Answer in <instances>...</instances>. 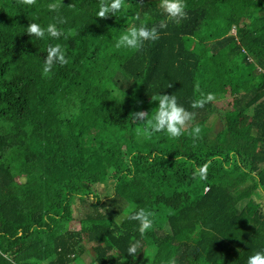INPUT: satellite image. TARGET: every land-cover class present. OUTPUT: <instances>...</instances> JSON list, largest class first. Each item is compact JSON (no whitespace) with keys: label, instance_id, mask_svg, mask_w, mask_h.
Wrapping results in <instances>:
<instances>
[{"label":"trees","instance_id":"obj_1","mask_svg":"<svg viewBox=\"0 0 264 264\" xmlns=\"http://www.w3.org/2000/svg\"><path fill=\"white\" fill-rule=\"evenodd\" d=\"M52 2L0 0V264H247L264 251V0H186L187 18L138 51L115 44L165 19L159 0H128L108 19L99 0H62L59 13ZM57 15L80 35H27ZM56 43L69 63L45 78ZM201 93L216 99L194 110L198 139L148 138L129 118L154 115L157 94L192 111ZM130 204L154 213L143 236Z\"/></svg>","mask_w":264,"mask_h":264},{"label":"clouds","instance_id":"obj_2","mask_svg":"<svg viewBox=\"0 0 264 264\" xmlns=\"http://www.w3.org/2000/svg\"><path fill=\"white\" fill-rule=\"evenodd\" d=\"M21 3L25 5H35L36 0H21ZM143 3V0H140ZM48 9L52 12L59 13V10L64 7L62 0H54V2L48 4ZM70 9H75V4L70 3L68 6ZM131 4L128 0H99V7L97 11V17L100 19H108L110 16H116L117 13L126 14ZM159 8L162 10V14L165 19H162L159 24H155L149 27L146 23L141 22L139 26H132L127 28L118 38L115 47L126 48L130 50H140L146 42H155L160 38V30L165 29L169 21L180 23L187 18V4L186 0H159ZM137 19L139 18L137 14ZM67 20L57 15L54 18V22L48 23L46 26H42L39 23H29L26 28V33L29 37H36L38 39L52 38L54 40H68L71 37L80 35L75 28H68L67 30L59 27L64 25ZM47 54L44 59L42 67V75L45 78H51L53 69L57 66L63 67L69 63V58L66 55V48L56 43L49 45L47 48ZM172 84H168L167 88H171ZM124 96V94H123ZM152 101L157 103V107L154 109L155 114L150 115L148 112L139 111L130 114V120L134 122H142L140 126H143V131L146 137L151 138L157 133L165 132L169 137L178 139L184 133L185 130L190 129L191 135L194 139H198L201 136L202 128L200 125H194V121L197 115L195 109H202L206 104L215 101L216 96L214 93H201L200 96L191 103L192 111L186 109L178 102L175 94H157L151 97ZM152 113V112H151ZM30 130V129H29ZM196 174L201 180L207 178V165L196 170ZM264 191V189H261ZM129 219L138 222V231L141 236L145 235L149 230L153 228L154 213L146 210L145 208H138L135 204L129 206ZM103 214L107 209H101ZM142 251V243L139 240H134L127 248V255L136 258L137 254ZM157 249L154 247L152 255L155 256ZM29 264H37L33 259L29 261ZM118 264H126L124 259H120ZM167 264H177L175 257H171ZM247 264H264V251H257L251 255Z\"/></svg>","mask_w":264,"mask_h":264},{"label":"rangeland","instance_id":"obj_3","mask_svg":"<svg viewBox=\"0 0 264 264\" xmlns=\"http://www.w3.org/2000/svg\"><path fill=\"white\" fill-rule=\"evenodd\" d=\"M234 32H233V30L231 31V34H233ZM215 106L216 107H218V108H221V107H223L224 106V102L223 101H216L215 103ZM218 124V123H217ZM220 129V128H219ZM218 129V130H219ZM108 188H110L111 187V182H109L108 183V186H107ZM260 192V191H259ZM261 195H262V193H260ZM261 200L264 202V199H262L261 198ZM257 201V200H256ZM72 210H73V213H72V218H74V217H77V212H76V206L74 205V207H72ZM67 228L69 229V230H71V231H77V229L79 228V226L76 224V223H73V222H71V223H69L68 224V226H67ZM83 258H89V257H83ZM78 262H80V263H82L83 262V259L82 258H80L79 260H77L76 261V263H78Z\"/></svg>","mask_w":264,"mask_h":264},{"label":"crops","instance_id":"obj_4","mask_svg":"<svg viewBox=\"0 0 264 264\" xmlns=\"http://www.w3.org/2000/svg\"><path fill=\"white\" fill-rule=\"evenodd\" d=\"M85 257H86V256H85ZM87 257H88V256H87ZM82 259H83V262H82V263H80V262L76 263V262H75V264H89V263H90V261H89L90 258H83V257H82Z\"/></svg>","mask_w":264,"mask_h":264}]
</instances>
